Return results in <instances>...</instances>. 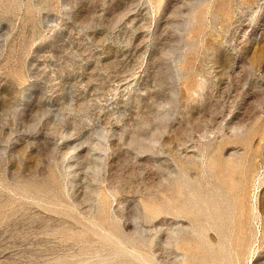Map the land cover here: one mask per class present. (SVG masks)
<instances>
[{
    "label": "rangeland",
    "instance_id": "rangeland-1",
    "mask_svg": "<svg viewBox=\"0 0 264 264\" xmlns=\"http://www.w3.org/2000/svg\"><path fill=\"white\" fill-rule=\"evenodd\" d=\"M0 264H264V0H0Z\"/></svg>",
    "mask_w": 264,
    "mask_h": 264
}]
</instances>
